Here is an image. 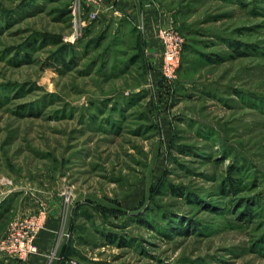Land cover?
Masks as SVG:
<instances>
[{
    "label": "rangeland",
    "instance_id": "374dc122",
    "mask_svg": "<svg viewBox=\"0 0 264 264\" xmlns=\"http://www.w3.org/2000/svg\"><path fill=\"white\" fill-rule=\"evenodd\" d=\"M74 1L0 0V240L41 215L52 264H264V0H146L156 51Z\"/></svg>",
    "mask_w": 264,
    "mask_h": 264
},
{
    "label": "built area",
    "instance_id": "2783aa9c",
    "mask_svg": "<svg viewBox=\"0 0 264 264\" xmlns=\"http://www.w3.org/2000/svg\"><path fill=\"white\" fill-rule=\"evenodd\" d=\"M102 1L75 0L72 9L73 11L80 9V4L83 2L93 8L90 14L93 18ZM157 37L161 47V72L167 77H172L179 66L184 39L174 28L163 25L157 28ZM41 225V215L13 222L7 235L0 240V252L20 259L26 258L30 253L37 250L34 236Z\"/></svg>",
    "mask_w": 264,
    "mask_h": 264
},
{
    "label": "crops",
    "instance_id": "0c3cea01",
    "mask_svg": "<svg viewBox=\"0 0 264 264\" xmlns=\"http://www.w3.org/2000/svg\"><path fill=\"white\" fill-rule=\"evenodd\" d=\"M146 0H104L98 14H103L105 17L112 16L113 18L121 19L128 18L134 24L141 23L144 25L143 33L146 35V45L149 50H158V43L152 41L155 36V28L160 23V13L155 8L145 9L144 3ZM51 229H48L49 231ZM38 251L32 253L25 261H20V264H52L55 258L53 242L51 234L43 232L37 239ZM11 259H5V263H9ZM13 262V261H12ZM59 262V261H58ZM58 262H55L58 264ZM17 264V260L15 261Z\"/></svg>",
    "mask_w": 264,
    "mask_h": 264
},
{
    "label": "water",
    "instance_id": "95a60500",
    "mask_svg": "<svg viewBox=\"0 0 264 264\" xmlns=\"http://www.w3.org/2000/svg\"><path fill=\"white\" fill-rule=\"evenodd\" d=\"M59 264H74V263L72 261H70V260L61 259L59 261Z\"/></svg>",
    "mask_w": 264,
    "mask_h": 264
}]
</instances>
